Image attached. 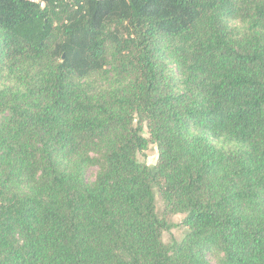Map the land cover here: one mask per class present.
<instances>
[{"label":"trees","instance_id":"obj_1","mask_svg":"<svg viewBox=\"0 0 264 264\" xmlns=\"http://www.w3.org/2000/svg\"><path fill=\"white\" fill-rule=\"evenodd\" d=\"M0 264H264V0H0Z\"/></svg>","mask_w":264,"mask_h":264},{"label":"rangeland","instance_id":"obj_2","mask_svg":"<svg viewBox=\"0 0 264 264\" xmlns=\"http://www.w3.org/2000/svg\"><path fill=\"white\" fill-rule=\"evenodd\" d=\"M145 134L146 136H148L147 132H145ZM141 159L146 161L149 165H154L158 160L157 145L155 143H151L149 145V148L145 151V153L141 155ZM97 171L98 169L96 167H91L87 173L88 179L94 180L96 177ZM156 200H157V209L159 213L164 215L165 204H164L162 197L157 191H156ZM166 217L173 224L170 230L165 231L164 241L167 243H171L175 239L180 240L184 236L187 230L186 226L182 223L185 217V214L184 213L167 214Z\"/></svg>","mask_w":264,"mask_h":264}]
</instances>
